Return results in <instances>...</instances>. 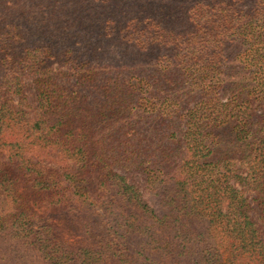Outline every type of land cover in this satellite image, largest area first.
<instances>
[{
	"label": "trees",
	"instance_id": "obj_1",
	"mask_svg": "<svg viewBox=\"0 0 264 264\" xmlns=\"http://www.w3.org/2000/svg\"><path fill=\"white\" fill-rule=\"evenodd\" d=\"M149 2L0 0V264H264V0Z\"/></svg>",
	"mask_w": 264,
	"mask_h": 264
},
{
	"label": "rangeland",
	"instance_id": "obj_2",
	"mask_svg": "<svg viewBox=\"0 0 264 264\" xmlns=\"http://www.w3.org/2000/svg\"><path fill=\"white\" fill-rule=\"evenodd\" d=\"M196 1L197 0H150L149 5L142 9V13L150 15V19H146L147 21L151 20L148 22V26L151 24L150 22L159 18L161 25L167 31L175 32V30L180 29L182 26H186L184 24L188 21L189 10L191 5ZM154 11L156 13L155 15ZM162 55L163 53H161L159 57H162ZM176 89L181 90V92L183 90L182 87L178 85ZM189 104V106H191L193 103ZM138 188L142 190L144 197L150 201L151 199L148 197L142 187L138 186ZM253 214L255 215L256 213L254 212Z\"/></svg>",
	"mask_w": 264,
	"mask_h": 264
}]
</instances>
